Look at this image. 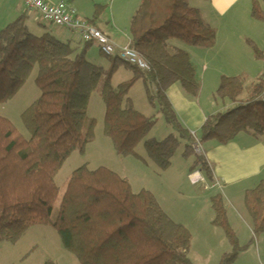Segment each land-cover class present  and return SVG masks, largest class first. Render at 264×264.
<instances>
[{"label":"trees","instance_id":"obj_1","mask_svg":"<svg viewBox=\"0 0 264 264\" xmlns=\"http://www.w3.org/2000/svg\"><path fill=\"white\" fill-rule=\"evenodd\" d=\"M190 1L144 0L139 7L131 22L130 47L149 65L145 73L116 57L105 75L86 60L91 44L74 49L43 25L40 36L31 34L27 15L0 32V105L12 101L35 70L40 93L21 115L29 139L0 117V247L15 245L29 230L43 226L58 233L65 250L80 264H192L190 232L171 220L151 193L134 194L127 179L106 168L77 170L62 197L55 182L67 160L75 153L85 154L95 141L97 121L89 117V109L93 95L99 94L105 108L104 137L118 157L140 159L136 150L143 144L149 161L167 171L184 142L183 158L195 159L190 173L200 171L210 186L215 184L210 165L194 153L195 140L167 96L173 86L191 99L201 92L190 56L184 51L171 54V43L201 48L216 37ZM101 9L97 7L96 17ZM252 18L264 23V11L255 0ZM121 64L134 78L114 88L112 76ZM137 81L143 82L150 104L159 107L172 132L161 142L149 138L157 120L136 110L129 95ZM243 92L240 80H221L218 98L235 107L207 120L203 141L226 146L240 134L264 137L262 86L247 104L239 103ZM244 204L253 237L264 235V181L245 193ZM211 206L214 226L225 232L233 249L220 264H234L243 248L228 223L222 195H213Z\"/></svg>","mask_w":264,"mask_h":264},{"label":"rangeland","instance_id":"obj_2","mask_svg":"<svg viewBox=\"0 0 264 264\" xmlns=\"http://www.w3.org/2000/svg\"><path fill=\"white\" fill-rule=\"evenodd\" d=\"M257 3L264 9L263 0H257ZM28 14L29 21L27 25L31 34L40 36L43 32L40 25L53 30L54 27L46 24L37 12H29ZM0 17H2V14H0ZM242 21L248 23L247 19ZM254 30L255 28L249 29L250 32ZM258 30L259 39L257 41L256 39L253 40L255 49H252L251 46H241L238 48L239 54L236 61L226 63L215 60L210 65L203 61L204 66L210 68L212 76L218 74L240 80L244 87L243 96L249 95L250 85L246 77L255 75L263 63L260 56H264V24L260 23ZM172 45H174V48L176 45L185 47L180 42H172L169 49L170 53H173ZM79 47L83 49L85 43L79 42ZM90 50L98 51L96 45L89 48V52ZM88 62L103 69L106 75L114 65L115 59H109L102 55L99 59H88ZM36 78L37 70L33 72L25 87L12 101L0 105V117L9 120L25 139H29V135L22 125L21 115L40 97V93L35 86ZM132 78L133 73L121 64L112 76V85L114 88H118ZM216 92H211L210 88L205 90L201 100V105L204 108L209 107L214 101L219 105L222 104ZM129 95L135 101L136 110L146 114L148 118L157 120V124L150 133L149 138L158 142L167 139L172 132L159 107L150 104L143 82L137 81ZM104 114L105 108L100 95L94 94L91 99L89 117L97 121L95 141L87 146L85 154H73L56 176L55 182L60 189V197H62L71 176L77 170L82 167H87L89 171L106 168L127 179L134 194H140L143 191L151 193L171 220L184 226L190 232L192 248L189 260L192 264H220L225 254L233 252L225 232L214 226L215 214L211 206V197L220 194L224 200L228 223L243 248L242 251L238 250L239 256L234 264H264V235L258 238L253 237L252 222L245 208L243 198L236 202V197L232 199L235 200L233 202L225 197L223 192L210 189V185L208 190H205L203 184L196 186L191 184L188 177L195 159L194 157L183 158L185 152L184 142L181 143L180 148L172 158L171 167L167 171H160L149 161L143 144H140L136 150L140 159L118 157L114 152L112 143L104 137ZM197 140L196 144L200 143L202 148L204 142H207L202 140L201 134L198 135ZM196 155L203 157L202 154L196 153ZM236 209L240 210L242 215H239L235 211ZM245 222H249L251 230L245 227ZM47 262L80 264L77 258L65 250L58 233L49 227H34L17 244H4L0 247V264H46Z\"/></svg>","mask_w":264,"mask_h":264},{"label":"crops","instance_id":"obj_3","mask_svg":"<svg viewBox=\"0 0 264 264\" xmlns=\"http://www.w3.org/2000/svg\"><path fill=\"white\" fill-rule=\"evenodd\" d=\"M43 1L49 5H58L59 3L70 5L81 20L87 23L92 21V26L113 45L117 48H124L131 46V22L144 0ZM255 1L257 2V0ZM252 4L253 0H191L189 3L191 8L199 11L205 25L215 31L216 37L210 45L201 48L178 47L177 45L174 48L172 45L173 53L171 54L184 51L190 56L201 84V92L197 99H191L182 92L179 86H173L169 89L167 96L181 124L196 138L201 134V130L209 118L223 114L235 107L228 101H222L220 105L214 101L205 108L201 105L207 88H210L211 92L218 91L221 80L230 77L218 74L212 76L210 68L204 66V62L208 65L215 60L226 63L234 62L239 54L238 48L241 46H251L252 49H255L254 41L259 39L260 22L258 23L251 16ZM97 7L103 8L98 17H96ZM260 8L264 11L262 7ZM0 14H2L0 32L23 15H27L29 21V14L25 11L22 0H0ZM240 15L243 16L240 17ZM243 19H247L248 23L243 22ZM247 27L255 28V30L250 32V28L247 29ZM52 29L51 32L57 40L71 45L74 49L81 50L79 42L82 40L79 35L64 28L54 27ZM93 45L97 46L98 51L90 50L89 52L88 49L85 54L86 60L102 57L100 47L97 44H91L89 48ZM109 59L116 60L117 58ZM260 59L263 63L255 75L246 77L250 85L249 95L243 96V92L239 98L240 104H247L255 89L261 86V78L264 75V56L261 55ZM142 114L148 117L146 114ZM202 151L213 172L215 184L211 186L212 189L223 192L225 197L233 202L235 200L232 199L236 197V202L241 198L244 202L245 193L257 188L264 181V137L254 138L247 134H240L226 146H220L215 141L210 140L204 142ZM196 173H199L198 177L201 176L205 179L200 171ZM190 177L191 173L188 177L189 180ZM190 182L194 184L191 180ZM235 211L242 215L240 210L236 209ZM244 225L251 230L249 222H245Z\"/></svg>","mask_w":264,"mask_h":264},{"label":"built area","instance_id":"obj_4","mask_svg":"<svg viewBox=\"0 0 264 264\" xmlns=\"http://www.w3.org/2000/svg\"><path fill=\"white\" fill-rule=\"evenodd\" d=\"M24 8L29 12H38L44 22L56 28H64L80 36L85 44H97L100 47L102 55L107 58L117 57L122 63L137 68L141 72H149L150 67L147 62L130 46L117 48L98 30L89 23L81 20L77 12L66 3L58 5H49L43 0H22ZM262 92L259 100L264 103V75L261 78ZM197 154H202L199 144L193 146ZM195 184L203 183L204 180L196 176L192 178Z\"/></svg>","mask_w":264,"mask_h":264},{"label":"bare ground","instance_id":"obj_5","mask_svg":"<svg viewBox=\"0 0 264 264\" xmlns=\"http://www.w3.org/2000/svg\"><path fill=\"white\" fill-rule=\"evenodd\" d=\"M193 136V138H194V140H195V143H194V145L196 144V140H197V138L194 136V135H192ZM198 141V140H197ZM199 145H200V147H201V144L200 143H198ZM193 145V146H194ZM192 149H193V147H192ZM194 151V150H193ZM201 152H202V155H203V151H202V148H201ZM194 153H195V151H194ZM196 154V153H195ZM204 157V156H203ZM194 176H196V179H199V178H201V179H203L201 176L200 177H198L199 176V173H194V174H191V177H190V180L192 181V178L194 177ZM204 180V182L203 183H199V184H195L193 181H192V183H194L195 185H200V184H203V185H205V190H208V187H207V181H206V179H203ZM210 189H212V187H210Z\"/></svg>","mask_w":264,"mask_h":264}]
</instances>
